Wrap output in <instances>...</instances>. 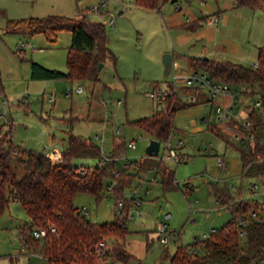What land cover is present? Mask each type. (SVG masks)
<instances>
[{"label":"rangeland","instance_id":"rangeland-1","mask_svg":"<svg viewBox=\"0 0 264 264\" xmlns=\"http://www.w3.org/2000/svg\"><path fill=\"white\" fill-rule=\"evenodd\" d=\"M100 1L0 0V128L3 134L12 131L14 145L42 153L62 150L71 133L91 139L102 149L103 156L113 154L116 141L126 143L115 158V169L125 170L129 162L132 166L128 172L132 173L135 162L151 165L155 159L146 154L153 135L134 122L168 109V103L158 109L154 99L147 95L153 84L166 85L173 73L185 76L198 70L208 74L202 63L205 59L254 66L258 48L264 44V10L237 8L236 0H162L155 9L141 8L135 0H108L109 10L115 13L113 23L108 15L88 13L89 20L105 25L108 48L116 58L103 61L98 80L32 79V62L67 71L71 32L63 30L49 41L44 34L8 31L9 20L50 15L76 19L81 10ZM177 4L181 6L179 11L175 9ZM215 16H219L215 25L207 22ZM204 17L201 25L189 29L193 25L187 23L188 18L194 21ZM23 41L28 46L20 50ZM166 54L172 57L169 67L164 65ZM79 86L83 87L81 93L77 92ZM236 90L240 94L241 88ZM183 91L176 93L182 101L175 106L174 128L168 140L162 142H168L185 160L175 163L167 157L163 146L159 154L160 167L175 173L174 186L165 189L162 175L155 170L136 174L130 185L126 183L129 174L124 175V199L119 200L125 201L135 192L136 198L141 199L137 208L140 215L125 220L129 231L125 238L110 236L106 240L112 249L121 245L132 256L127 264H168L179 246L191 244L195 238L228 222L232 210L218 204L217 188L226 187L239 201L253 198L262 202L264 197V177L242 174L241 157L234 147L241 142L216 118L217 105L227 99H212L205 90ZM251 93L248 87L239 95L240 103L235 109L238 119L231 124L240 135L243 129L238 130L234 124L245 122L250 110L241 100L248 103L251 98L253 104L258 97ZM118 100L123 103L117 105ZM131 140L136 142L133 149L127 146ZM227 141L234 146L227 145ZM212 152L225 158L226 169L219 170ZM53 156L59 157L55 152ZM99 162L91 157L72 160L75 166H96ZM16 167L18 175H22L18 164ZM144 173L146 177L141 181ZM110 180L111 177L105 180L104 194L99 200L88 193H78L74 198V205L79 210L86 207L87 218L94 223L112 222L118 217L115 192L108 189ZM128 208L131 213L137 211L135 205H127ZM26 220L21 204L10 202L0 217V264L43 263L33 256L31 249L22 251L18 227ZM159 223L167 225V244L159 240ZM114 261L109 257L98 264H119Z\"/></svg>","mask_w":264,"mask_h":264},{"label":"trees","instance_id":"trees-1","mask_svg":"<svg viewBox=\"0 0 264 264\" xmlns=\"http://www.w3.org/2000/svg\"><path fill=\"white\" fill-rule=\"evenodd\" d=\"M159 2L160 0H135L137 6L151 9L157 8ZM236 6L264 10V0H236ZM86 11L81 10V15L76 19L50 15L9 20L8 31L44 34L49 41L55 40L63 30L71 32L67 71L50 69L32 62V79L98 80L99 63L107 57L116 59L108 48L105 25L89 20ZM193 28L195 26L189 27ZM202 63L211 78L236 88H242V85L250 87L251 95L261 100V106H253L247 116L251 126L248 129L241 126L244 132L253 135V142L234 146L227 141L226 144L234 146L239 152L243 175L264 177V44L258 48L257 66L210 59H205ZM191 65L194 67V63ZM180 101L182 100L176 93L170 94L166 101L167 110H157L151 116L136 120L134 124L159 141H167L174 128L175 106L180 105ZM11 132L8 130L3 134L0 128V217L10 202L21 204L27 220L20 223L18 230L25 238L27 250L31 249L33 256L37 254V259L44 264H98L102 260L97 254L99 242L110 236L125 238L129 231L118 217L112 222H92L87 218L88 215H83L81 209L74 205V198L78 193L91 194L97 200L103 197L105 180L112 176L115 158L119 156L121 149H125L126 143L116 141L113 154L103 156L102 149L91 139L71 133L60 152L61 160L57 161L46 153L14 145ZM78 157L97 158L100 162L96 166H75L72 160ZM17 164L22 175L17 173ZM161 164L162 161L156 159L151 165L137 161L135 174L155 169L162 175L164 187L168 189L174 186L175 173L168 167L161 168ZM131 166L128 162L126 169H121L123 173L113 190L117 198L116 206L120 198L124 199V175H134L128 172ZM216 194L220 205L232 210V218L216 228L208 238L179 246L169 257L168 264H264V202L253 198L239 201L226 187L217 188ZM252 212H256L259 219L251 217ZM240 216L248 219L246 225L239 224ZM51 226L56 228L55 233L48 232L42 239L31 236L33 229H49ZM242 230L245 232L243 235L240 234ZM112 250L111 253L106 251L105 258L112 257L119 264H127L132 259L121 245Z\"/></svg>","mask_w":264,"mask_h":264},{"label":"built area","instance_id":"built-area-1","mask_svg":"<svg viewBox=\"0 0 264 264\" xmlns=\"http://www.w3.org/2000/svg\"><path fill=\"white\" fill-rule=\"evenodd\" d=\"M176 10H180V6L177 4L175 6ZM87 14L89 12L92 13H97L101 16H110L111 19V23L114 22V17H115V13L109 10V1L108 0H102L99 3L91 6L90 8L86 9ZM189 19H187L188 21ZM210 23L211 24H215L216 22H218V17H212L210 18ZM28 46L27 42H22L21 46H20V50H23L25 47ZM258 64L255 63L254 66H257ZM184 88H194V89H198V90H205L208 95L210 96V98L214 99L220 96H227L229 97V101L227 103H221L218 104L216 107V118L222 122L223 124L227 125V129L229 131H233V138L235 140H239L241 143L243 142H253V135L251 133H246L244 132L243 134H239V132L235 131V129L231 126L232 122H234L235 120H237V114H235V109L238 107L239 103H240V99H239V95L242 94V92L244 90H246L247 88H241V92L240 94H238V91L236 90V87L225 83V82H220L216 79H213L209 76V74H206L202 71H198V70H193L191 73L185 75V76H179L176 75L175 73H173L172 78L170 79V81L167 82L166 85L162 86V85H154L152 87V89L148 92V96L153 98L155 101V104L157 105L158 109H161L162 107H164L166 105V101L169 97L170 94H174V93H178L180 90L182 91ZM83 91V87L79 86L77 88V92L81 93ZM54 99V94H51V98L50 100L52 101ZM192 100H194V96H192ZM251 98H249V102H243L241 100V104L244 105V107H246V105L248 106L249 110L252 109L253 106L255 107H260L261 106V100L259 98H255L253 101V104L250 103ZM123 102L122 100H118L116 102L117 105H121ZM203 122H207L206 118L202 119ZM234 126L240 130L241 126H243L245 129H248L251 126V122L249 120H245V122L243 124H234ZM118 134L122 133L121 129L117 130ZM164 143V144H163ZM180 144L182 143L181 141L179 142ZM163 146V148L165 150L168 151V158H171L172 160L175 161V163H180L184 160V155L177 152L175 148H173L168 142H162L160 141V149H159V154H160V150L161 147ZM128 147L129 148H135L136 147V142L131 140L128 142ZM54 152L56 153V155H58L59 157L56 159H53V154ZM52 153H46L48 156H50L53 160H57L60 161V154H58L56 151H54ZM159 154L155 157V159L157 161H162V158L159 157ZM213 155L216 156L217 159V167L219 168L220 171L224 170L227 168V163L225 158L222 155H219L215 152H212ZM123 171L121 169H114L112 172V176H111V180L108 184V189L109 190H114L115 187L118 184V181L122 175ZM147 173L143 174V177L140 179L141 181L144 180V178L146 177ZM154 180H156V177L154 178ZM254 187H256V184L254 185ZM262 202H264V197L262 199ZM135 205L136 209L138 208V206L141 205V199L136 198L135 196V192L130 196L129 199H126V202L123 200H120L115 208V213L118 216L119 220L121 221L122 225H125L126 222L125 220H127L128 218H133L136 215H140L139 210L137 209V211L135 213H131L130 209L126 208L127 205ZM81 213L83 215H88V209L86 207H83L81 209ZM251 217L259 219V216L256 212H252L251 213ZM239 224L240 225H246V223L248 222V219L245 216H240L238 218ZM158 231L160 233L159 236V240L162 244H167L170 241V235L167 234V225L164 223H159L158 225ZM216 231V228H212L210 230V233H205L203 234V236L201 238H195V242H198L200 240L206 239L208 238L212 233H214ZM48 232L51 233H55L56 232V228L54 226H51L49 229L47 228H38V229H33L31 231V236L35 239H42L43 237H45ZM245 232L242 230L240 232L241 235H243ZM19 239L21 241V245H22V250L26 251L27 248V244L25 241V238L23 236V234L19 231ZM106 251H109L110 253L113 252L112 248L109 246V241L108 240H102L99 242L98 246H97V254L101 259H104L106 257ZM34 257L39 258V256L37 254L34 255ZM115 263V262H113ZM34 264H41V262H35Z\"/></svg>","mask_w":264,"mask_h":264},{"label":"crops","instance_id":"crops-1","mask_svg":"<svg viewBox=\"0 0 264 264\" xmlns=\"http://www.w3.org/2000/svg\"><path fill=\"white\" fill-rule=\"evenodd\" d=\"M173 1H178V0H173ZM182 1V0H181ZM160 2H162V0H160ZM160 2H159V4H160ZM236 5V4H235ZM234 5V6H235ZM233 6V7H234ZM158 7H159V5H158ZM157 7V8H158ZM232 7V8H233ZM236 7V6H235ZM238 7H242V6H237V8ZM142 8V7H141ZM87 9V8H86ZM153 9H155V8H153ZM180 9H181V6H180ZM218 17V21H219V16H217ZM212 18V17H211ZM189 19V18H188ZM195 19V18H194ZM205 20V17L204 18H199V19H195L194 21H191L190 19L187 21V23H190L191 25H195V26H199V25H201L202 24V22ZM209 20H210V18H209ZM207 21L208 23H210V21ZM191 21V22H190ZM98 23H101V22H98ZM103 24V23H102ZM211 24V23H210ZM216 24V23H215ZM215 24H212V25H215ZM40 64V63H39ZM177 69V68H176ZM30 76H31V67H30ZM48 80H54V79H47V80H37V81H41V82H45V81H48ZM154 86V85H153ZM182 92H185V91H183L182 90ZM182 92H180V94L182 95ZM184 95V94H183ZM226 99H227V101L225 102V103H227L228 101H229V97H227V96H224ZM154 114V113H153ZM228 130V129H227ZM229 131V130H228ZM229 132H231V131H229ZM66 146V145H65ZM64 146V147H65ZM63 147V148H64ZM58 154H60V152L62 151V150H55ZM54 152V151H53ZM134 171L131 173V174H134V175H129V177L126 179V183H127V185H130L131 184V182H132V179H133V176H135L136 174L135 173H137L136 171H135V168H136V165H134ZM150 170H155V169H150ZM146 171H149V169L147 170L146 169ZM156 171V170H155ZM143 172V171H142ZM157 173H158V171H156ZM140 173V172H139ZM138 175V174H137ZM139 176V175H138ZM218 204L220 205V203L218 202ZM221 206V205H220Z\"/></svg>","mask_w":264,"mask_h":264},{"label":"water","instance_id":"water-1","mask_svg":"<svg viewBox=\"0 0 264 264\" xmlns=\"http://www.w3.org/2000/svg\"><path fill=\"white\" fill-rule=\"evenodd\" d=\"M107 40H109V38ZM171 62H172L171 55L166 54L164 56V65L166 67H169ZM102 67H103V62L99 63L98 71H101ZM159 149H160V141L156 138H153L146 148V154L151 157H156L159 154Z\"/></svg>","mask_w":264,"mask_h":264}]
</instances>
